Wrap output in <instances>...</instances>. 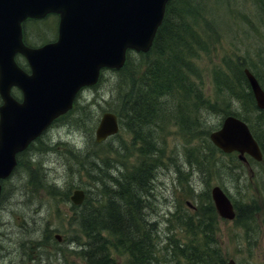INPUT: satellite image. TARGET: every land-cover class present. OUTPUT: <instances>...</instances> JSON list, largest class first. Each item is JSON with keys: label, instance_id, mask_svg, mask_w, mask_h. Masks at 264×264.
<instances>
[{"label": "rangeland", "instance_id": "obj_1", "mask_svg": "<svg viewBox=\"0 0 264 264\" xmlns=\"http://www.w3.org/2000/svg\"><path fill=\"white\" fill-rule=\"evenodd\" d=\"M190 1L181 0L180 5L189 9ZM207 1L211 8L208 20L213 25L211 41L214 43L208 41L206 50L194 58L197 69L191 78L198 88H202L203 96L217 100L219 107L198 109L194 116L191 113L190 125H195L197 120L202 124L197 131L188 130L178 119L170 118L174 109L139 127L145 133L144 137H150L162 150L157 161L146 164L148 169L154 170L155 176L151 194L145 195L148 207H153L147 208V217L157 219L156 226L163 230L157 238L158 246L163 251L169 249L166 234H170V226L175 227L177 240L187 239L188 235L177 226V218L181 214L194 217L201 211L198 194L207 192L209 197V188L218 184L239 207L241 203L253 207V218L260 231L254 245L250 246L237 221L209 214L216 227L213 237L221 243L227 256L237 259L243 254L251 255L244 258L253 264H264V157L260 161L250 158L251 170H248L240 165L239 160L234 162L229 154L210 148L212 143L208 137L211 130L221 123L224 111L252 114L251 118L255 115L256 106L247 112L235 96L231 100V92L224 95L216 93L219 76L225 74L223 60L231 65L238 56L256 67L264 89V0ZM200 4L205 7L206 1L200 0ZM197 17L199 25L202 16ZM47 18L26 23L25 34L29 43L39 44L55 38L57 20L54 16ZM38 31L43 36L39 37ZM43 37V40L39 39ZM21 62L25 61L21 59ZM117 76L113 70H104L96 85L81 90L76 97L77 108L55 120L30 148L22 152L19 165L11 176L3 180L0 264H25L27 261H22L21 256L23 251H29L26 244L38 238L42 243L49 239L53 242L52 235L56 232L62 239L42 244L45 250L39 249L48 254L58 250L51 263L86 264L76 252L77 248L68 243V238L73 239L74 235L81 237L67 197L68 189L80 185L89 195L90 192L98 193L104 183L111 187L110 174L116 176L119 171L126 172L142 159L140 140L127 129L124 120L115 135L101 142L94 139V129L101 115L122 108L121 88L115 87ZM228 81L235 84L230 78ZM244 88L242 86L241 90ZM173 99L171 96L163 97L158 106L161 109L173 106ZM197 106L200 107L199 102ZM89 126L91 130H87ZM207 130L210 132L206 133ZM207 168H210L209 174L205 173ZM184 174L190 184H186ZM189 186L192 191H189ZM55 187L59 191L53 194ZM103 235L113 242L105 232ZM245 246L251 248L250 252ZM111 258L112 264L129 263L128 255L118 254L117 250L113 251ZM180 262L183 264L184 260Z\"/></svg>", "mask_w": 264, "mask_h": 264}, {"label": "water", "instance_id": "obj_2", "mask_svg": "<svg viewBox=\"0 0 264 264\" xmlns=\"http://www.w3.org/2000/svg\"><path fill=\"white\" fill-rule=\"evenodd\" d=\"M167 1L0 0V179L11 173L16 153L72 107L79 89L97 82L101 68H120L127 49H149ZM49 12L59 14L56 40L25 45L22 21ZM16 53L26 58L28 72L16 63ZM244 74L257 107L264 109L263 88L248 68ZM12 86L21 90V101L11 95ZM117 131V115L104 112L94 130L95 141ZM209 139L224 152L237 151L242 161L245 153L256 160L262 157L248 125L234 115L224 116ZM210 193L218 215L232 219L233 205L222 188L216 184ZM82 198L81 190L71 195L74 203Z\"/></svg>", "mask_w": 264, "mask_h": 264}, {"label": "trees", "instance_id": "obj_3", "mask_svg": "<svg viewBox=\"0 0 264 264\" xmlns=\"http://www.w3.org/2000/svg\"><path fill=\"white\" fill-rule=\"evenodd\" d=\"M205 1L206 5L204 7L200 4V0H191L188 3L189 9H187L186 7H183V5H180L181 0H170L165 7L163 20L157 29L151 48L147 52H135L128 50L124 65L118 70H113L114 73L118 75L115 87L118 85V87L121 88L120 103L122 107L114 109L113 112L124 119V124L127 129L134 134V137L139 139L141 143L140 153H142V159L139 163L135 164L137 167L132 170H139L141 167H147L146 164L151 163V158L153 157V159H155L162 151L160 148L155 147L154 144L149 141L148 137H144L145 133L139 129V127H142L145 123H149L150 119H158L159 115L167 114L169 111L174 109L169 116L170 118L178 119L188 130L194 129V131H197L201 128L202 124L199 120H197L195 125H190L188 119L191 113L193 112L192 116H194L195 111L198 109L201 110L202 108L219 107L217 100H210L211 98L209 99V97L203 96L202 88H198L191 78V76H195V71L197 69L194 58L200 51L206 50L208 41L214 43L211 41L213 38V36H211L213 25L208 20L211 15V8L208 5V1ZM199 15L202 16V20L198 25L197 16ZM44 20L29 19L25 21L24 25H27V22L35 23L36 21L38 22ZM54 28H56V26ZM36 34L39 35V37L43 36L40 35V32L39 34ZM39 39L43 40L44 37ZM25 42L32 46L38 45V43H29L27 36H25ZM18 62L24 69H27L26 63H22L20 58H18ZM223 64L225 66V74L223 76H219V82L217 84L219 90L216 95L219 93L224 95L225 93L231 92V100L233 101L235 96L242 103L241 105L246 109V111L250 112L253 108H255V102L250 91L249 84L243 73V68L248 66L251 70H253L255 76L260 79L256 73V67L246 59L240 58L239 56L236 57V60H234V64H228L225 59L223 60ZM102 76L103 74H101V77ZM228 78L234 80L235 84L229 83ZM242 86H245L243 91L241 90ZM123 87L126 89H123ZM237 90L239 91L237 92ZM13 94H16L15 97L18 96L16 92ZM166 96H171L172 99L174 98L175 100H173L175 103L173 106L161 109L158 104L160 99ZM198 102L200 103V107L197 106ZM76 108L77 104L75 100L73 108L68 113H71ZM229 113L235 114V116L242 118L249 124L264 157V110L259 111L256 108L255 115L252 118V114H241L235 110H227L223 112L224 115ZM87 130H91V127L89 126ZM208 132L210 131L207 130L206 133ZM207 148H209V146ZM210 148L216 149V147L212 144ZM229 155L233 157L234 162L238 163V159L235 154ZM144 157L145 159H143ZM240 165L242 166L241 163ZM28 167H30V165H28ZM149 170L150 169H148V167L143 168L141 172L138 174L136 173V176L141 177ZM124 183L125 182L120 183L119 188L123 189ZM120 191L121 190L118 192ZM120 195H122L120 199L124 200L119 203V213L123 216V214L126 215L131 212V209L126 201L132 198H126L122 191ZM129 202L131 204L130 200ZM234 206L236 209V216L233 220L237 221V224H240L242 223V220L239 218L241 210L239 209L237 203H234ZM208 207L212 217L217 218V215L215 214L216 212H214V206L211 202H209ZM110 208L112 209L111 203H109L107 212L111 210ZM253 213L250 217L260 231V227L258 226L259 224H257L255 221L256 219L253 218ZM192 218L196 221L202 222L203 219L205 220L206 215L203 214V211L201 210ZM76 221L78 222L79 229L82 233H89V231L83 228L82 225L80 228L77 216ZM211 231L216 233V227L214 224L211 226ZM103 232H105L106 236H109L112 240L114 236L116 237L118 234L112 227H103L99 230L101 240L106 242V244L109 245V248L112 249L111 254L113 251L117 250L118 254H126L128 255V258L133 257L132 260L135 262L139 260V254L136 251L126 247H117L113 243L115 240L111 242L103 236ZM201 233H203V231H199V234ZM204 240H206V237L205 239H202L201 236H199L196 241ZM211 240L214 243H212L211 246L207 242H203L205 249L201 250V252L206 258L205 264H211L212 261L213 264H224L226 258L231 256H227L218 240L214 237L213 239L211 238ZM82 252L86 264H97L90 259L91 254L88 255V253H85L84 250ZM77 253L79 252L77 251ZM107 257H111L110 252ZM152 258L154 262H159V259L155 255H152ZM234 260L236 264H240L239 258ZM184 261L188 264V260Z\"/></svg>", "mask_w": 264, "mask_h": 264}, {"label": "bare ground", "instance_id": "obj_4", "mask_svg": "<svg viewBox=\"0 0 264 264\" xmlns=\"http://www.w3.org/2000/svg\"><path fill=\"white\" fill-rule=\"evenodd\" d=\"M123 120V118L118 117L120 126H122ZM47 129L48 126L38 137H40ZM148 139L156 147L155 142L150 137H148ZM159 156H157L155 159H153L152 157L151 161H157ZM135 167H137V165L130 167L131 169L127 170L126 172L119 171L118 175L116 176L110 174L109 177L112 181L111 187L109 188L108 184L104 183L101 186V189L98 190V193L90 192L91 194L89 195L87 191L85 192V190L80 185H75L72 190L68 189L67 197L70 200L73 212L75 211L74 221L78 226V222L76 221L77 216L80 228L82 225L83 228L89 231V233L85 234L82 233L79 229L81 232V237L78 235H74L72 237L73 239L68 238V243L74 248H77L76 252H79L78 254L84 260V262L85 259L82 252L83 250L85 251V253L87 252L88 255L91 254L90 259L97 264H112V258L107 257L109 252L111 255L112 249L109 248V245H107L106 242H103L101 240L99 234L100 228L112 227L118 234V236H114L113 240L115 241L113 243L117 247H126L129 249H133L139 254V260L137 262L132 260V257L129 258L128 264H181V260H188V264H205L206 258L202 254L201 250L205 249V245L203 244V242H207L210 246L213 243L211 238L213 239L214 231H211V226H213V224L211 218L209 217V214L211 215V213L208 207V203H212L213 201L210 190L216 184L212 185L209 188V197L208 195H206L207 192L198 194L201 204V210L206 215L205 220L203 219L202 222H199L192 217L190 218L189 215L182 216L181 214L177 218V226L180 227V230L185 235H188V238L177 240L175 227L173 225L170 226V234H166V239H169V249L163 251L161 247L158 246L159 240H157V238L161 236V233H163V230L160 231V228L158 229V227L156 226V224L158 223L156 221L157 219L152 220L147 217V208H149L150 205L148 207L149 202L145 200V195L151 194V190L153 188L152 184L155 179L154 170H149L141 177H138L136 176V173L138 174L143 168L147 167H141V169L139 170H132ZM205 173L209 174L210 168H207L205 170ZM183 177L187 184L188 178L186 174H184ZM122 182L126 183V186L124 183L123 189L119 188L120 183ZM188 184L190 183L188 182ZM75 190H81L83 193V198L79 203H74L71 199V195ZM119 190L123 192L126 198L133 199H128L126 201L131 209V212L126 215L123 214V216H121L119 213V203L124 199H120L122 195H120L121 191L118 192ZM52 191V193L54 194L59 191V189L55 187L52 189ZM189 191H192L191 186H189ZM204 194L205 196H203ZM129 200L131 201V204ZM230 201L234 204V201L231 197ZM109 203L112 204V209L110 208L111 210L107 212ZM239 209L241 210L239 218L240 220H242V223H238V225L243 229L245 233L244 237L247 244L252 246L254 245L259 233L258 228L250 217L253 213V207L246 203H241ZM199 231H203L204 234H199ZM49 234L51 238V230L49 231ZM199 236H201L202 239H205L206 237V240L196 241L198 240ZM52 237L53 242H58L62 239L60 233L57 232L54 233ZM41 240L42 239L38 238L35 240H31L26 244L29 251L22 252V261H28L31 258H35L37 264H52L51 261L55 259V255L53 256V254L56 253L57 255V253L59 252H57L58 250L52 252V254L41 252L39 249L45 250V248L42 247V244L53 243L50 242V239L48 241H44L43 243L41 242ZM55 245H57V243ZM245 249L249 252L251 250L250 247H247ZM152 255H155L159 259V262H154ZM244 257H251V255L243 254V257L240 256V264H253L248 258ZM231 259L234 261V258L232 257L226 258L224 264H228L229 260ZM183 264H186V261H184ZM211 264H213V261L211 262ZM234 264H236L235 261Z\"/></svg>", "mask_w": 264, "mask_h": 264}, {"label": "flooded vegetation", "instance_id": "obj_5", "mask_svg": "<svg viewBox=\"0 0 264 264\" xmlns=\"http://www.w3.org/2000/svg\"><path fill=\"white\" fill-rule=\"evenodd\" d=\"M40 44H42V43H40ZM11 91H12L13 93L16 92V93L18 94V96H16L17 98H19V99L21 98V95H22V94H21V92L19 91V89H17L16 87L13 86V87L11 88ZM15 95H16V94H15ZM15 95H14V96H15ZM27 262H32V264H37L35 258H31V259H29Z\"/></svg>", "mask_w": 264, "mask_h": 264}]
</instances>
